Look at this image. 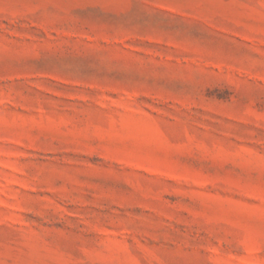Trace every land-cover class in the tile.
<instances>
[{
	"label": "rangeland",
	"instance_id": "rangeland-1",
	"mask_svg": "<svg viewBox=\"0 0 264 264\" xmlns=\"http://www.w3.org/2000/svg\"><path fill=\"white\" fill-rule=\"evenodd\" d=\"M0 264H264V0H0Z\"/></svg>",
	"mask_w": 264,
	"mask_h": 264
}]
</instances>
